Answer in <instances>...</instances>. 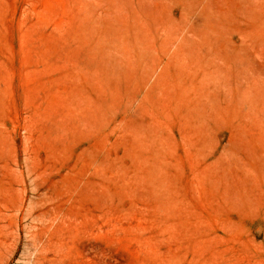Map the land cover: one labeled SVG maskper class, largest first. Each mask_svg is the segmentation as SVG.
<instances>
[{
	"label": "rangeland",
	"instance_id": "rangeland-1",
	"mask_svg": "<svg viewBox=\"0 0 264 264\" xmlns=\"http://www.w3.org/2000/svg\"><path fill=\"white\" fill-rule=\"evenodd\" d=\"M0 264H264V0H0Z\"/></svg>",
	"mask_w": 264,
	"mask_h": 264
}]
</instances>
